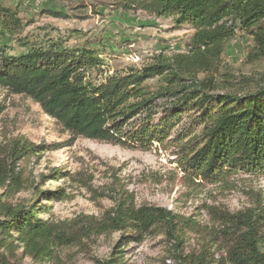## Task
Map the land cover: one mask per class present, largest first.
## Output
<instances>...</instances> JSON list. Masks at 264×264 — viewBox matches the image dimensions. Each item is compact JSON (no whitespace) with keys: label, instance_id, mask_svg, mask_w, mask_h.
Masks as SVG:
<instances>
[{"label":"trees","instance_id":"16d2710c","mask_svg":"<svg viewBox=\"0 0 264 264\" xmlns=\"http://www.w3.org/2000/svg\"><path fill=\"white\" fill-rule=\"evenodd\" d=\"M8 1L0 0V87L33 99L73 140L146 150L171 137L170 142H180L178 168L188 181L215 184L237 174L264 176V79L240 94L222 91L214 75L237 28L253 37L249 60L264 57V0H108L115 10L172 18L194 29L186 52L160 53L142 67L113 73L92 48L69 46L63 37L25 34L28 23ZM43 13L66 17L51 9ZM154 80L157 86L150 83ZM51 149L21 138L0 145V264H18L19 248L21 259L28 255L38 264H67L62 250L113 233L120 237L112 255L93 258L92 264H125L128 241L158 236L171 246L173 264H264L261 196L255 206L218 212V228L198 250L188 249L185 240V228L193 230L196 222L166 207L137 206L128 193L113 198L105 219L72 223L44 218L51 205L42 199L6 200L25 187L22 161ZM40 195L60 199L63 189ZM213 244L219 253L212 251Z\"/></svg>","mask_w":264,"mask_h":264},{"label":"rangeland","instance_id":"374dc122","mask_svg":"<svg viewBox=\"0 0 264 264\" xmlns=\"http://www.w3.org/2000/svg\"><path fill=\"white\" fill-rule=\"evenodd\" d=\"M8 3L18 8L28 23L25 34L63 37L69 46L92 48L104 59V68L110 73L142 67L160 53L168 56L184 53L194 33L188 23L178 26L172 18L115 10L108 0H9ZM45 9L62 11L66 17L44 14ZM253 45V37L241 28L225 42L219 69L214 74L222 91L231 89L241 94L263 84L264 57L257 61L248 58ZM150 83L158 85L156 80ZM0 105L3 106L0 145L21 138L54 148L22 161L25 187L10 192L6 200L30 203L42 199L43 204L51 205L50 212L43 215L51 221L103 220L114 206L113 198L128 193L137 206L166 207L196 222L198 226L193 230L185 228V240L188 249L198 250L211 239L209 232L218 228V212L234 213L255 206L259 196L264 202V176L237 174L215 184L186 180L177 163L180 142H170L171 137L146 150L83 137L73 140L70 133L27 96L0 87ZM58 189H63L60 199L48 201L39 197L41 191ZM119 235L95 237L83 247L62 250L60 255L67 264H92L93 258L112 255ZM211 249L219 247L213 244ZM123 250L125 264L174 262L171 246L162 236L143 243L128 241ZM21 252L19 248L16 253L18 264H38L28 255L21 259Z\"/></svg>","mask_w":264,"mask_h":264}]
</instances>
